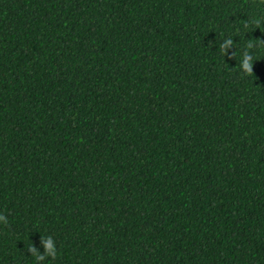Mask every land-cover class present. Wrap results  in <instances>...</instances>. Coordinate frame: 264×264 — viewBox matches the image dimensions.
Here are the masks:
<instances>
[{"label":"trees","instance_id":"16d2710c","mask_svg":"<svg viewBox=\"0 0 264 264\" xmlns=\"http://www.w3.org/2000/svg\"><path fill=\"white\" fill-rule=\"evenodd\" d=\"M260 39L264 0H0V264H264Z\"/></svg>","mask_w":264,"mask_h":264},{"label":"clouds","instance_id":"9594fccd","mask_svg":"<svg viewBox=\"0 0 264 264\" xmlns=\"http://www.w3.org/2000/svg\"><path fill=\"white\" fill-rule=\"evenodd\" d=\"M234 41L231 37L226 38L223 43L219 45V53L225 58L229 59L235 57V53L229 54V49H233ZM257 46H264V39L258 40V42L254 43L249 40L244 47V51L242 52L241 61L239 63V70L245 76H252L253 73V62L254 56L251 50L255 49ZM0 222L7 225L8 220L4 214H0ZM41 245L44 249L43 254L38 251L37 247L31 244V246L27 247V251L31 253V256L35 257L37 264H43V262L51 257L55 259L57 255V247L54 238L51 235L41 236Z\"/></svg>","mask_w":264,"mask_h":264}]
</instances>
